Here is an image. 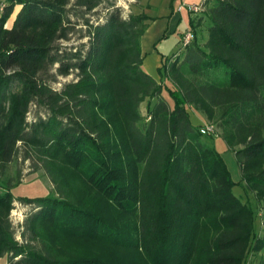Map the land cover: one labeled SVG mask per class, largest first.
Listing matches in <instances>:
<instances>
[{"label":"trees","instance_id":"obj_1","mask_svg":"<svg viewBox=\"0 0 264 264\" xmlns=\"http://www.w3.org/2000/svg\"><path fill=\"white\" fill-rule=\"evenodd\" d=\"M5 1L0 177L27 162L53 193L15 196L20 170L0 180V261L264 264V0H203L192 41L161 56L158 80L141 64L153 19L143 11L123 18L109 0ZM77 33L84 42L71 44ZM204 124L233 151L256 210L234 194L239 182ZM15 201L31 206L19 239Z\"/></svg>","mask_w":264,"mask_h":264},{"label":"rangeland","instance_id":"obj_2","mask_svg":"<svg viewBox=\"0 0 264 264\" xmlns=\"http://www.w3.org/2000/svg\"><path fill=\"white\" fill-rule=\"evenodd\" d=\"M114 4V7H119L121 10V16L123 18L127 17L130 13H139L143 11L148 16L154 19V15L158 13H162L166 9H168V5L170 4V0H109ZM180 4V3H179ZM106 11L104 5L99 8V16H102ZM95 18V17H94ZM102 19V18H101ZM100 19V20H101ZM151 21V20H150ZM149 21V22H150ZM181 26L179 27V31H181ZM77 35H73V39L71 40V44L77 45L80 42H84L85 39H77ZM176 38V34L172 35ZM204 37L206 38V32H204ZM176 40V39H175ZM175 42V41H174ZM178 48V47H177ZM176 51V49H175ZM173 52H169L168 54H164L165 56L171 55ZM158 74V73H157ZM74 73L66 77H58L55 83H52V87L55 89H60L62 84L73 79ZM141 112L145 114V103H142ZM32 118V113L29 115V119ZM205 141L214 146L217 152L222 156L226 167L231 175V178L239 182L234 188V194L239 197L242 201H245L251 205L253 209H257V202L253 195L249 192H246L242 182H240V169L235 158L233 151L226 145L224 140L219 137V131L216 130L211 137L205 138ZM20 170V183L16 184L12 188V193L15 196H26V197H36V196H45L53 193L52 185L48 179V177L43 173V171L38 170L36 172H30L28 167V163H21L19 161L13 162L8 165L7 170L4 175L0 177V180H4L8 177H15L17 171ZM31 211V206L26 205L20 202L15 201L14 207L10 212V219L15 228V235L17 239L20 238L19 232L21 231L20 225L25 219L26 215ZM264 216V211L260 210L259 218ZM257 226L260 228L259 220L256 222ZM252 256L249 260V264H256V261L253 260ZM4 260H1L0 263L3 264Z\"/></svg>","mask_w":264,"mask_h":264},{"label":"crops","instance_id":"obj_3","mask_svg":"<svg viewBox=\"0 0 264 264\" xmlns=\"http://www.w3.org/2000/svg\"><path fill=\"white\" fill-rule=\"evenodd\" d=\"M182 2L201 4L203 0H174L172 6L168 5V9L154 15V19L148 23L141 36L142 68L156 80H158L157 69L161 65V56L177 50L181 34L189 29V20L195 15L185 10L178 12L176 7ZM3 4L5 5L6 1L0 0V15L3 11L1 7ZM13 17L14 13L8 20L7 26L11 24ZM180 26L182 27L181 31L178 30ZM174 34L177 35L176 38L172 36ZM191 122L203 124L204 120L197 114H193Z\"/></svg>","mask_w":264,"mask_h":264},{"label":"built area","instance_id":"obj_4","mask_svg":"<svg viewBox=\"0 0 264 264\" xmlns=\"http://www.w3.org/2000/svg\"><path fill=\"white\" fill-rule=\"evenodd\" d=\"M4 4L1 6L2 8H4ZM176 10L178 12L180 11H187L188 13L191 14H199L202 11V4H191V3H180L177 5ZM193 39V33L191 32V30H186L184 31L181 36H180V45L181 47H185L187 46ZM215 132V127L211 124H204L200 127V133L201 134H210V133H214Z\"/></svg>","mask_w":264,"mask_h":264}]
</instances>
